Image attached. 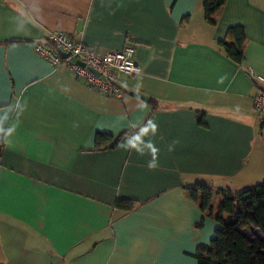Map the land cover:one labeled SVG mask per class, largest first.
<instances>
[{"label":"crops","instance_id":"0c3cea01","mask_svg":"<svg viewBox=\"0 0 264 264\" xmlns=\"http://www.w3.org/2000/svg\"><path fill=\"white\" fill-rule=\"evenodd\" d=\"M202 3L0 0V264H198L193 254L220 224L207 217L195 228L203 213L185 188L264 180L247 73L264 76V0H226L215 26ZM231 26L246 35L243 66L218 47ZM54 31L102 54L132 48L140 72L106 95L35 52ZM149 120L158 129L140 155L127 141ZM132 130L114 149H93L97 132ZM119 198L135 208L117 209Z\"/></svg>","mask_w":264,"mask_h":264},{"label":"trees","instance_id":"16d2710c","mask_svg":"<svg viewBox=\"0 0 264 264\" xmlns=\"http://www.w3.org/2000/svg\"><path fill=\"white\" fill-rule=\"evenodd\" d=\"M225 1L203 0L204 20L208 25L215 26L218 23ZM187 20L188 17H184L182 23ZM20 41L13 39L4 43ZM48 41L47 37L43 42ZM246 41L244 29L241 26H231L227 29L224 40L218 43V47L232 62L243 66ZM140 98L152 109L158 106V102L154 99ZM203 117L204 114L201 113L198 118L202 126L205 125ZM134 131L116 136L107 132H97L93 149L96 151L114 149L125 134ZM3 150L4 135L0 134V156ZM185 192L203 213L202 219L195 224V228H202L207 217H213L220 224V228L215 231V236L210 242L200 245L193 254L198 264H264V180L239 191L207 183H195L191 187H186ZM216 200H218L217 211H215ZM115 206L123 212H128L133 210L136 204L132 200L119 198Z\"/></svg>","mask_w":264,"mask_h":264},{"label":"built area","instance_id":"2783aa9c","mask_svg":"<svg viewBox=\"0 0 264 264\" xmlns=\"http://www.w3.org/2000/svg\"><path fill=\"white\" fill-rule=\"evenodd\" d=\"M48 38V42L37 43L34 46L39 56L55 67H65L77 77L84 78L93 88L107 95L118 91L115 84L121 76H133L140 72L132 48L102 54L63 32L54 31L48 35ZM60 52L65 53L67 57H62ZM79 62L84 66H80ZM93 71L99 73V76ZM247 73L258 86L253 107L263 121L264 76L254 73L250 68L247 69Z\"/></svg>","mask_w":264,"mask_h":264},{"label":"clouds","instance_id":"9594fccd","mask_svg":"<svg viewBox=\"0 0 264 264\" xmlns=\"http://www.w3.org/2000/svg\"><path fill=\"white\" fill-rule=\"evenodd\" d=\"M158 129V125L154 122L149 120L146 124V126L142 127L139 131V134L136 135L134 138H131L127 141V146L131 149H134L138 154L144 155V150L139 147L143 143V137L148 135L149 132L153 136H155ZM121 147H124V145H120ZM146 149L149 151L152 159L148 163L149 169H155L157 165V154H158V148L154 145V143L151 140H148L146 143Z\"/></svg>","mask_w":264,"mask_h":264},{"label":"water","instance_id":"95a60500","mask_svg":"<svg viewBox=\"0 0 264 264\" xmlns=\"http://www.w3.org/2000/svg\"><path fill=\"white\" fill-rule=\"evenodd\" d=\"M60 55L62 56V57H67V55L65 54V53H62V52H60ZM78 64H80V66H84V64L83 63H78ZM93 73L95 74V75H97V76H99V73H97V72H95V71H93Z\"/></svg>","mask_w":264,"mask_h":264},{"label":"rangeland","instance_id":"374dc122","mask_svg":"<svg viewBox=\"0 0 264 264\" xmlns=\"http://www.w3.org/2000/svg\"><path fill=\"white\" fill-rule=\"evenodd\" d=\"M236 191H239V190H236Z\"/></svg>","mask_w":264,"mask_h":264}]
</instances>
